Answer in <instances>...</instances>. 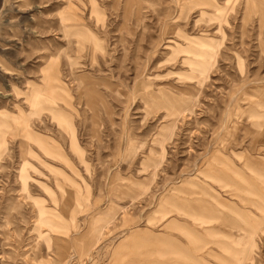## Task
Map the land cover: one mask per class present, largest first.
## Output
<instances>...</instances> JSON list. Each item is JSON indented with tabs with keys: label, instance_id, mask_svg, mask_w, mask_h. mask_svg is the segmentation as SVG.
Here are the masks:
<instances>
[{
	"label": "rangeland",
	"instance_id": "rangeland-1",
	"mask_svg": "<svg viewBox=\"0 0 264 264\" xmlns=\"http://www.w3.org/2000/svg\"><path fill=\"white\" fill-rule=\"evenodd\" d=\"M0 264H264V0H0Z\"/></svg>",
	"mask_w": 264,
	"mask_h": 264
},
{
	"label": "bare ground",
	"instance_id": "bare-ground-1",
	"mask_svg": "<svg viewBox=\"0 0 264 264\" xmlns=\"http://www.w3.org/2000/svg\"><path fill=\"white\" fill-rule=\"evenodd\" d=\"M31 99H32V109H33V111H32V113H35L37 110H38V101H39V99L37 98V96H32L31 97ZM62 121H64L63 119H62ZM25 131H26V127H25V129H24ZM28 140H33V136L32 135H30L29 133H28V131H26V134H25V138H24V141L26 142V141H28ZM36 142V144H38L39 145V147H41V145L42 144H40V141H35ZM26 152L25 151H23V156H26ZM23 180V179H22ZM25 183V180H23V184Z\"/></svg>",
	"mask_w": 264,
	"mask_h": 264
}]
</instances>
